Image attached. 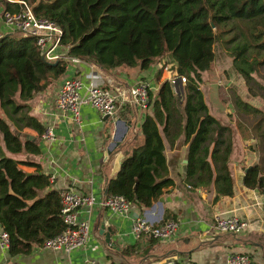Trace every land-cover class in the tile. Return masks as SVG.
<instances>
[{"label": "trees", "instance_id": "trees-1", "mask_svg": "<svg viewBox=\"0 0 264 264\" xmlns=\"http://www.w3.org/2000/svg\"><path fill=\"white\" fill-rule=\"evenodd\" d=\"M24 1L36 16L61 27L60 45H67V55L108 69L117 65L146 68L165 54L168 70L183 77L179 92L167 79L155 94L148 90L149 111L139 124L142 140L107 179L106 194H122L129 203L149 205L173 183L165 176L162 136L173 142L180 134L186 142L185 181L191 186L212 184L214 198L232 193L227 165L231 127L208 111L200 89L205 80L201 74L211 67L217 43L246 90L259 96L249 82L253 77L264 78L258 72L259 64L264 67V0ZM1 6L16 9L19 4L0 0ZM66 62L65 58L45 60L31 35L0 32V226L7 232L11 254L27 251L63 227L57 190H45L47 175L37 171V163L6 152L39 151L34 136L25 137L22 131L29 127L39 135L43 130L27 101L39 81L61 74ZM217 86L218 98L224 101L223 84ZM234 102L243 109L249 106L238 96ZM253 132L264 153V124H256ZM25 162L35 165L36 171L21 169L19 164ZM263 168L264 154L260 163L244 170L242 183L264 191ZM162 217V221L172 218L166 209ZM123 253H128V247Z\"/></svg>", "mask_w": 264, "mask_h": 264}, {"label": "crops", "instance_id": "crops-1", "mask_svg": "<svg viewBox=\"0 0 264 264\" xmlns=\"http://www.w3.org/2000/svg\"><path fill=\"white\" fill-rule=\"evenodd\" d=\"M10 30L0 21V32ZM166 60L167 56L162 54L146 68L117 65L103 69L90 60L79 58L77 61L67 60L64 71L55 78L47 76L46 80L39 81L27 102L30 113L39 120L43 129L51 127L52 137L43 140L40 134L36 135L34 130L24 127V132L34 136L39 151L36 154L6 153L37 163V171L52 174L53 178L45 190L70 186L79 192L91 193L94 197L92 205L81 206L77 210L78 219L88 218L89 234L84 245L68 251L31 245L25 252L11 254L7 247L0 246V264H83L88 260L105 264H162L167 259L191 264H227L226 255L229 252L246 253L250 264H264L261 191L256 186L248 187L242 183L244 169L260 163L264 153L253 130L245 123H238V129L234 131L228 157L232 184L230 195L214 198L212 184L191 186L185 181L186 142L180 134L173 142L162 136L165 176L170 177L173 183L164 187L149 205L130 203L127 212L119 214L101 204L106 195L107 179L115 175L131 147L141 142L139 124L149 109L122 104L109 119V116L103 118L94 108L83 104L79 108V119L75 121L55 107L56 89L64 77L71 75L83 82L91 80L110 89L127 86L143 78L155 94L160 82L169 74L161 67ZM204 83H208L206 79ZM250 100L253 103L257 101ZM231 114L233 110L226 109L224 113L219 111L217 116L227 120ZM222 118L217 119L221 121ZM19 167L25 172L36 171L35 165L30 162L20 163ZM165 209L176 221L171 239L133 237L130 224L135 216L156 223L162 221ZM217 213L241 217L246 225L238 232H218L213 226V216ZM97 222L110 226L112 244H107L103 235L98 233ZM126 247L128 253H123Z\"/></svg>", "mask_w": 264, "mask_h": 264}, {"label": "built area", "instance_id": "built-area-1", "mask_svg": "<svg viewBox=\"0 0 264 264\" xmlns=\"http://www.w3.org/2000/svg\"><path fill=\"white\" fill-rule=\"evenodd\" d=\"M19 4L16 9L0 7V21L11 30L21 34L31 35L42 57L48 61L65 58L69 61H77L79 58L65 53L66 47L60 45L61 27L53 20L36 16L30 6L24 0H7ZM163 69L168 70L167 62L161 64ZM166 79L175 89L176 83L181 86L183 77H178L170 72ZM180 86L179 89H180ZM149 84L143 78H138L127 86L110 89L98 85L91 80L83 82L75 75L64 77L59 83L55 95L54 105L61 113L78 121L79 108L88 104L101 116L114 115L120 105L129 104L140 109L149 106ZM52 137L50 126L45 127L40 133V138L48 140ZM53 175H47L50 182ZM59 196V211L63 227L54 235L44 238L38 245L49 249H62L68 251L72 248L84 245L88 238V218H77V210L81 206L90 207L94 201L91 193H82L73 187L65 186L57 189ZM262 203L260 206L261 217L264 220V191L261 192ZM101 204L114 213L124 214L129 209L130 203L122 194L110 193L103 196ZM246 222L236 215H223L217 213L213 216V226L218 232H238L244 229ZM176 229V221L167 218L160 222H150L147 219L135 216L131 220L130 233L134 238L142 236L153 237L160 240L172 238ZM7 232L0 228V246L7 247ZM227 264H250V258L246 253L229 252L226 255ZM83 264H105L101 261L88 260ZM162 264H191L182 260L167 259Z\"/></svg>", "mask_w": 264, "mask_h": 264}, {"label": "rangeland", "instance_id": "rangeland-1", "mask_svg": "<svg viewBox=\"0 0 264 264\" xmlns=\"http://www.w3.org/2000/svg\"><path fill=\"white\" fill-rule=\"evenodd\" d=\"M213 49L214 60L212 62V65L201 74L203 79H206L208 83L205 85L203 80L200 85V89L203 92V97L206 102L208 111L212 113V115L215 114L214 116L216 118L219 119L223 117L217 116L219 111L224 113L226 109H231V111L233 110V114H231V116H229L227 120H225L226 118H222L220 122L229 123L231 132L233 133L232 140H234V131L238 129V123H245V125H249L251 127V130H253V127H255L256 124L263 127L264 78L262 79L253 77L249 82L250 85L254 88V91L259 93V96L257 94H253L251 90L247 91L242 78L233 70L230 64V57L217 43L214 44ZM258 72L264 73L263 65H258ZM218 83L223 84V86L220 87H223L224 90V93L222 94L223 97H226L224 101H220L218 98L216 90V86L218 85ZM178 86L180 85L176 83L175 90L177 92L180 91ZM236 96L249 103V106L246 107V109H243L239 104H236L234 102ZM250 99H255L257 101L253 103L251 102L253 100ZM253 107L258 110H253ZM109 119H111V116H109ZM23 129L24 127L22 128V131Z\"/></svg>", "mask_w": 264, "mask_h": 264}, {"label": "water", "instance_id": "water-1", "mask_svg": "<svg viewBox=\"0 0 264 264\" xmlns=\"http://www.w3.org/2000/svg\"><path fill=\"white\" fill-rule=\"evenodd\" d=\"M102 116H103V118H105V117H107V114H104ZM23 134L25 135V137H28L30 139L33 138V135L30 133L23 132ZM108 151H109V148L106 149V152H108ZM246 168L244 170H246ZM96 228H97L98 233L103 235L104 241L107 244H112V242L110 240V233L112 232L110 226H104L102 222H97Z\"/></svg>", "mask_w": 264, "mask_h": 264}]
</instances>
